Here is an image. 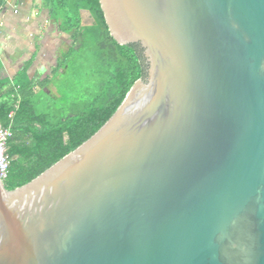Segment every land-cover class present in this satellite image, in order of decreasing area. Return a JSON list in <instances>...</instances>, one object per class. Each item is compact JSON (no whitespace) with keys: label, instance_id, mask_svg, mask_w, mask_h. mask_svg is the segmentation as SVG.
I'll use <instances>...</instances> for the list:
<instances>
[{"label":"water","instance_id":"water-1","mask_svg":"<svg viewBox=\"0 0 264 264\" xmlns=\"http://www.w3.org/2000/svg\"><path fill=\"white\" fill-rule=\"evenodd\" d=\"M148 63L110 120L0 186V264H264V0H100Z\"/></svg>","mask_w":264,"mask_h":264},{"label":"trees","instance_id":"trees-1","mask_svg":"<svg viewBox=\"0 0 264 264\" xmlns=\"http://www.w3.org/2000/svg\"><path fill=\"white\" fill-rule=\"evenodd\" d=\"M7 1L0 0V10ZM44 1L51 19L71 35L72 46L49 81L36 85L26 71L16 79V99L20 98V105L14 118L10 119L9 114L15 101L0 103V123L12 130L8 141L11 165L5 180L9 191L31 182L94 136L114 115L134 84L147 77L143 49L139 44L117 43L100 0ZM82 10L90 11L93 25L82 26ZM81 61L83 76L88 78L85 81L93 82L82 90L63 78L71 72L81 75ZM49 83L56 85L55 92L46 91ZM7 84L8 80L0 77V95Z\"/></svg>","mask_w":264,"mask_h":264},{"label":"crops","instance_id":"crops-1","mask_svg":"<svg viewBox=\"0 0 264 264\" xmlns=\"http://www.w3.org/2000/svg\"><path fill=\"white\" fill-rule=\"evenodd\" d=\"M81 21L82 26H91L95 22L88 10L81 11ZM71 46V35L63 32L60 24L51 19L44 0H8L0 10V77L8 80L0 103L15 101L11 111L15 117L20 105V98L16 99L19 89L16 79L26 71L36 85L49 81ZM64 73L63 70L62 75ZM60 79L61 76L56 77V80ZM56 89L55 84L49 83L46 91L55 92Z\"/></svg>","mask_w":264,"mask_h":264},{"label":"built area","instance_id":"built-area-1","mask_svg":"<svg viewBox=\"0 0 264 264\" xmlns=\"http://www.w3.org/2000/svg\"><path fill=\"white\" fill-rule=\"evenodd\" d=\"M14 117V112L10 114V118ZM12 137V130L5 128L0 123V186L8 177L11 165V158L8 154V141Z\"/></svg>","mask_w":264,"mask_h":264},{"label":"rangeland","instance_id":"rangeland-1","mask_svg":"<svg viewBox=\"0 0 264 264\" xmlns=\"http://www.w3.org/2000/svg\"><path fill=\"white\" fill-rule=\"evenodd\" d=\"M66 54H64L63 55V57L65 56ZM63 57L61 58V61L63 60ZM60 61V62H61ZM70 61H72V60H70ZM81 63H82V65H84V62L83 61H81L79 64H78V67L80 66V72H81V75H79V76H77L75 73L76 72H71V73H69V74H65L64 76H63V78H64V80H65V82L68 84V83H72V82H74L75 84H77L76 86H77V88L78 87H80V89L82 90V89H85V88H87V87H89L90 86V84L91 83H93V82H86L85 80H87L88 78H87V76H83V73H85V69H84V67L81 65ZM82 66V67H81ZM75 77V78H74ZM73 79V81H71ZM92 89H94V85L91 87ZM91 89V90H92ZM83 97H87V94H84V96Z\"/></svg>","mask_w":264,"mask_h":264},{"label":"flooded vegetation","instance_id":"flooded-vegetation-1","mask_svg":"<svg viewBox=\"0 0 264 264\" xmlns=\"http://www.w3.org/2000/svg\"><path fill=\"white\" fill-rule=\"evenodd\" d=\"M144 52V51H143Z\"/></svg>","mask_w":264,"mask_h":264}]
</instances>
